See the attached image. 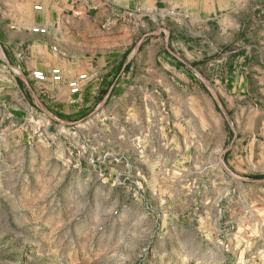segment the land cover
Here are the masks:
<instances>
[{"label": "rangeland", "instance_id": "rangeland-1", "mask_svg": "<svg viewBox=\"0 0 264 264\" xmlns=\"http://www.w3.org/2000/svg\"><path fill=\"white\" fill-rule=\"evenodd\" d=\"M215 1L193 29L161 4L105 18L140 33L103 79L117 91L77 113L24 77L33 106L9 112L0 143V264H264V0ZM2 7L1 44V24L49 19Z\"/></svg>", "mask_w": 264, "mask_h": 264}, {"label": "crops", "instance_id": "crops-1", "mask_svg": "<svg viewBox=\"0 0 264 264\" xmlns=\"http://www.w3.org/2000/svg\"><path fill=\"white\" fill-rule=\"evenodd\" d=\"M9 2L23 10L17 8L19 11L17 15L26 11L31 15L35 4H40L43 14L49 19L47 23L39 26L33 21H16L12 26L1 24L5 38L0 44L14 69L0 70V143L5 135L9 112L11 111L10 116L15 118L14 114L18 115L23 110L28 111L33 106L24 95L23 84L24 77L32 83L35 82L31 76L33 71H42L49 78L52 68L60 69L62 81L54 84L48 81V84L60 85L57 86L59 93H64L60 107L66 114L77 113L90 107L101 96H103L101 101L104 102L105 96L117 91V86L112 83L107 87L103 79L115 69L129 44L140 32L136 26L120 23L113 24V29L105 32L99 26L105 18L114 19L119 11L136 8L144 10L143 15L147 17V12L151 13L152 8L157 9L155 4H161L167 9L178 8L179 12L190 16V19L184 23L191 25L193 29L194 24L214 23L215 13L222 8L221 3L215 0L202 2L200 0H0L2 19H5L4 16L7 14L2 6H6ZM36 26L44 29L45 35L32 33L31 29L37 28ZM146 35L147 27L143 29V35L138 40V44L142 42V45L138 46V53L144 50L147 52V40L144 38ZM168 36L172 38L173 34L168 32ZM197 36L199 37L198 34ZM166 42L165 39L163 44L166 45ZM184 46L186 50H193L189 44ZM211 50L213 53V46ZM196 53L210 55L205 50L196 49ZM259 54L263 60L264 53L261 49ZM146 62L144 56L138 54L124 63V73L129 71L132 74L134 68L142 64L146 65ZM261 64L264 67V61ZM144 72L147 73V68ZM81 75H85V79L79 81V93L70 95L66 83ZM124 75L122 74V77ZM8 98L14 101L15 107H10Z\"/></svg>", "mask_w": 264, "mask_h": 264}, {"label": "built area", "instance_id": "built-area-1", "mask_svg": "<svg viewBox=\"0 0 264 264\" xmlns=\"http://www.w3.org/2000/svg\"><path fill=\"white\" fill-rule=\"evenodd\" d=\"M39 9V8H37ZM136 12H139L138 9H133V10H128L123 11L122 16L123 17H128V18H133ZM33 32L35 33H43L42 30L39 29H33ZM262 52L264 53V40L261 44ZM32 79L36 82H45L48 79V76L43 73L42 71H33L31 73ZM49 79L53 83H59L62 81V74L59 68H52L49 73ZM85 75L79 76L77 79H73L67 82V88L69 89V93L71 95L79 93V81L84 80Z\"/></svg>", "mask_w": 264, "mask_h": 264}, {"label": "water", "instance_id": "water-1", "mask_svg": "<svg viewBox=\"0 0 264 264\" xmlns=\"http://www.w3.org/2000/svg\"><path fill=\"white\" fill-rule=\"evenodd\" d=\"M224 167V166H223ZM224 169L226 170V168L224 167ZM227 172H229V171H227Z\"/></svg>", "mask_w": 264, "mask_h": 264}]
</instances>
